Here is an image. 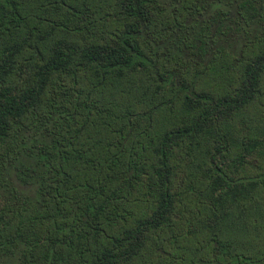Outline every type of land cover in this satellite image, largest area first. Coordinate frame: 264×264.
<instances>
[{
    "label": "trees",
    "instance_id": "trees-1",
    "mask_svg": "<svg viewBox=\"0 0 264 264\" xmlns=\"http://www.w3.org/2000/svg\"><path fill=\"white\" fill-rule=\"evenodd\" d=\"M0 264H264V0H0Z\"/></svg>",
    "mask_w": 264,
    "mask_h": 264
}]
</instances>
